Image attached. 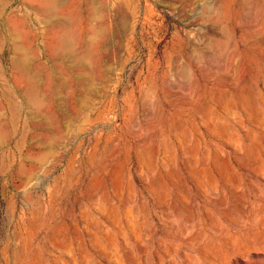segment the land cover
Instances as JSON below:
<instances>
[{
	"label": "rangeland",
	"instance_id": "obj_1",
	"mask_svg": "<svg viewBox=\"0 0 264 264\" xmlns=\"http://www.w3.org/2000/svg\"><path fill=\"white\" fill-rule=\"evenodd\" d=\"M73 1L0 0V264H264V0Z\"/></svg>",
	"mask_w": 264,
	"mask_h": 264
},
{
	"label": "bare ground",
	"instance_id": "obj_2",
	"mask_svg": "<svg viewBox=\"0 0 264 264\" xmlns=\"http://www.w3.org/2000/svg\"><path fill=\"white\" fill-rule=\"evenodd\" d=\"M31 1L39 3V5H38L39 7H37V9H36L37 13L43 14L44 12L51 11L52 5L55 3H59L61 0H31ZM78 1L79 0H74L70 4V9H73V8L79 9L82 6H83L82 8L85 7L84 13H86V19H88L89 21L95 20L96 18L100 17V15H101L100 10H102V8L105 7V6H103V4L99 3L98 0H81V4L78 3ZM125 4H127V3H125ZM55 17L56 16L54 15V18ZM16 27L12 29V32H13V34H12V48H13L14 56L12 58L11 65L16 70V72L20 75L21 81L25 82V89H24L25 99H24V101L26 102L27 106L29 108H31V111H30L31 117L37 121L41 120V118H43L45 120V119H48V116H46V115L41 116L42 114H40L41 103H40V100L38 98V94L36 91L37 90V86H36L37 84L35 81V74H34V71H32V69H31V61L33 59H31L30 55L27 52V46H28V44H30V36L24 34V32L20 29V27L18 25H16ZM93 28L94 27L92 25H88L86 28L87 33H91V30ZM84 29H85V27L83 28V31H84ZM99 32H102V31L99 29ZM60 41H69V39L65 38V37H60V35L58 33L55 36V38L53 39L49 48L50 49L52 48V51H53L52 54H54V55L55 54L57 56L67 55L68 59H70V63H67L70 68H72V67L74 68L76 65H82V64H88L89 63L90 57H88L87 54L86 55L85 54L74 55L70 51V49H68L67 47L64 48V52H63V50L61 49L62 46L60 45ZM59 49H61V52ZM75 71L70 69L71 74H74ZM77 73H78V71H77ZM77 73L72 76V80L74 83H76L78 86H80V88H83L85 90L87 87H89L88 85L90 84L89 81L91 80V74L87 73V72H83L80 74L79 73L77 74ZM43 122H45V121H43ZM2 137H3V134L0 130V140L2 139Z\"/></svg>",
	"mask_w": 264,
	"mask_h": 264
}]
</instances>
